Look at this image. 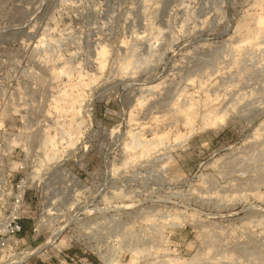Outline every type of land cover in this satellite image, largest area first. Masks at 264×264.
Segmentation results:
<instances>
[{
    "label": "rangeland",
    "instance_id": "1",
    "mask_svg": "<svg viewBox=\"0 0 264 264\" xmlns=\"http://www.w3.org/2000/svg\"><path fill=\"white\" fill-rule=\"evenodd\" d=\"M0 134V264H264V0H0Z\"/></svg>",
    "mask_w": 264,
    "mask_h": 264
},
{
    "label": "built area",
    "instance_id": "2",
    "mask_svg": "<svg viewBox=\"0 0 264 264\" xmlns=\"http://www.w3.org/2000/svg\"><path fill=\"white\" fill-rule=\"evenodd\" d=\"M14 151V150H13ZM17 161L0 134V260L17 244L29 191L26 164Z\"/></svg>",
    "mask_w": 264,
    "mask_h": 264
},
{
    "label": "bare ground",
    "instance_id": "3",
    "mask_svg": "<svg viewBox=\"0 0 264 264\" xmlns=\"http://www.w3.org/2000/svg\"><path fill=\"white\" fill-rule=\"evenodd\" d=\"M54 237H55V236H54ZM51 240H52V238H51ZM36 251H37V249H36ZM36 251H33V252L29 253V256L32 255V254H34ZM26 255H27V254H26ZM26 255H24V256L27 257ZM25 257H24V258H25ZM24 260H25V259H24ZM19 261H20V260H19ZM16 262H17V260H16ZM20 262H21V261H20ZM12 264H13V263H12ZM17 264H18V263H17Z\"/></svg>",
    "mask_w": 264,
    "mask_h": 264
}]
</instances>
